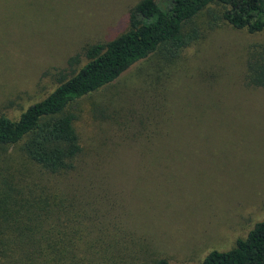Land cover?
<instances>
[{
  "label": "rangeland",
  "instance_id": "rangeland-1",
  "mask_svg": "<svg viewBox=\"0 0 264 264\" xmlns=\"http://www.w3.org/2000/svg\"><path fill=\"white\" fill-rule=\"evenodd\" d=\"M139 1L0 0V114L17 118L86 46L126 32ZM209 10L177 56L153 52L73 105L82 151L52 180L96 202V264H203L264 219V88L246 83L264 30L211 26Z\"/></svg>",
  "mask_w": 264,
  "mask_h": 264
},
{
  "label": "trees",
  "instance_id": "trees-1",
  "mask_svg": "<svg viewBox=\"0 0 264 264\" xmlns=\"http://www.w3.org/2000/svg\"><path fill=\"white\" fill-rule=\"evenodd\" d=\"M162 1L140 0L126 32L86 46V61L17 118L0 114V264H96V202L52 180L75 170L82 151L72 110L78 98L153 52L177 56L199 38L191 23L207 8L211 26L221 19L250 33L264 30V0ZM246 83L264 88V44L248 50ZM203 264H264V219L231 249L210 251Z\"/></svg>",
  "mask_w": 264,
  "mask_h": 264
}]
</instances>
